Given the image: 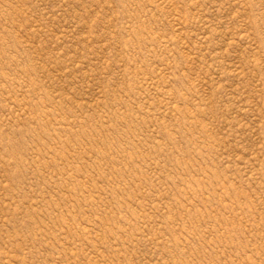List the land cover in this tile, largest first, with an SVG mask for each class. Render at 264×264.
I'll return each instance as SVG.
<instances>
[{"label":"rangeland","instance_id":"1","mask_svg":"<svg viewBox=\"0 0 264 264\" xmlns=\"http://www.w3.org/2000/svg\"><path fill=\"white\" fill-rule=\"evenodd\" d=\"M0 264H264V0H0Z\"/></svg>","mask_w":264,"mask_h":264}]
</instances>
